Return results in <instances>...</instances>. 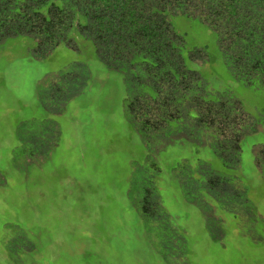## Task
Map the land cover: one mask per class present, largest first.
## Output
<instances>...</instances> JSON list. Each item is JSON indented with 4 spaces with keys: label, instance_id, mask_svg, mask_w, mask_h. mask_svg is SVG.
Here are the masks:
<instances>
[{
    "label": "rangeland",
    "instance_id": "374dc122",
    "mask_svg": "<svg viewBox=\"0 0 264 264\" xmlns=\"http://www.w3.org/2000/svg\"><path fill=\"white\" fill-rule=\"evenodd\" d=\"M167 19L183 39V56L202 51L186 65L254 121L242 137L238 169L224 166L208 143L189 139L149 152L125 111L123 72L102 64L74 25L69 37L78 50L59 43L36 55L32 36L13 35L0 42V264H264V169L254 154L264 145V87L232 76L201 17ZM80 61L87 85L56 104L46 77L55 73L58 80ZM53 128V143L36 146L37 134ZM182 161L192 168L204 163L246 197L237 217L209 201L221 219L215 237L185 197L174 169ZM142 176L151 178L166 224L136 208Z\"/></svg>",
    "mask_w": 264,
    "mask_h": 264
},
{
    "label": "trees",
    "instance_id": "16d2710c",
    "mask_svg": "<svg viewBox=\"0 0 264 264\" xmlns=\"http://www.w3.org/2000/svg\"><path fill=\"white\" fill-rule=\"evenodd\" d=\"M175 13L201 17L216 33L232 76L264 87V0H0V42L25 34L35 39L36 55L59 43L78 50L69 37L74 25L77 33L92 41L102 64L123 72L125 111L149 152L189 139L208 143L224 166L238 169L240 143L255 129L254 121L228 92L211 90L186 65V60H196L202 51L188 50L182 55L183 39L167 19ZM77 16L85 22L75 23ZM56 77L48 74L46 80H53L48 97L57 104L84 89L89 72L80 61L64 77ZM47 99H41L46 108ZM52 130L47 134L41 130L36 146L52 144L56 129ZM254 154L264 169V145L255 147ZM150 166L155 167L154 162ZM174 169L186 199L199 208L210 237L223 231L209 201L234 217L246 207L244 193L231 179L204 163L192 168L182 161ZM138 184L140 197L135 205L139 213L150 217L158 213L166 224L168 214L151 178L142 176Z\"/></svg>",
    "mask_w": 264,
    "mask_h": 264
}]
</instances>
